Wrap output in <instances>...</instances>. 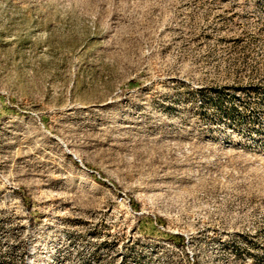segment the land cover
<instances>
[{
  "label": "rangeland",
  "instance_id": "obj_1",
  "mask_svg": "<svg viewBox=\"0 0 264 264\" xmlns=\"http://www.w3.org/2000/svg\"><path fill=\"white\" fill-rule=\"evenodd\" d=\"M0 264H264V0H0Z\"/></svg>",
  "mask_w": 264,
  "mask_h": 264
}]
</instances>
